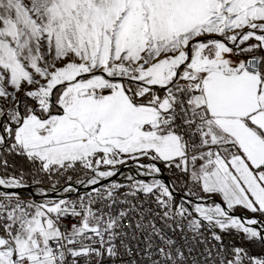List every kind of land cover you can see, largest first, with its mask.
<instances>
[{
  "label": "snow or ice",
  "instance_id": "obj_1",
  "mask_svg": "<svg viewBox=\"0 0 264 264\" xmlns=\"http://www.w3.org/2000/svg\"><path fill=\"white\" fill-rule=\"evenodd\" d=\"M0 264H264V0H0Z\"/></svg>",
  "mask_w": 264,
  "mask_h": 264
}]
</instances>
